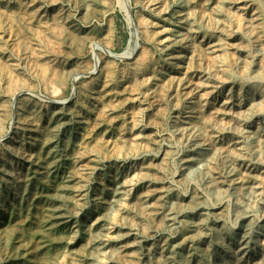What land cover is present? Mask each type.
<instances>
[{"label":"rangeland","instance_id":"374dc122","mask_svg":"<svg viewBox=\"0 0 264 264\" xmlns=\"http://www.w3.org/2000/svg\"><path fill=\"white\" fill-rule=\"evenodd\" d=\"M262 36L264 0H0V264H264Z\"/></svg>","mask_w":264,"mask_h":264},{"label":"bare ground","instance_id":"6f19581e","mask_svg":"<svg viewBox=\"0 0 264 264\" xmlns=\"http://www.w3.org/2000/svg\"><path fill=\"white\" fill-rule=\"evenodd\" d=\"M226 2H227V1H226ZM223 5H224V3H223ZM259 17H260V16H259ZM259 17H257V18H259ZM262 19H263V18H262ZM258 22H259V21H258ZM259 24H260V22H259ZM259 24H258V25H259ZM260 26H261V24H260ZM172 29H173V28H172ZM188 32H189V31H188ZM261 32H262V31H261ZM191 33H192V32H191ZM259 33H260V32H259ZM197 34H198V33H197ZM189 35H190V34H189ZM190 36H191V35H190ZM190 36H189V37H190ZM262 37H263V36H262ZM193 38H194V37H193ZM263 38H264V37H263ZM217 40H218V39H217ZM217 40H216V43H217ZM212 42H213V41H212ZM211 45H213V44H211ZM220 46H221V45H220ZM220 46H219V48H220ZM206 48H207V47H206ZM212 48H214V46H213ZM217 48H218V47H217ZM215 50H216V49H215ZM128 51H129V50H128ZM128 51L125 50V52H124L121 56H124L125 54H127ZM209 51H210V50H209ZM213 51H214V50H213ZM132 52H133V51H132ZM132 52H131V53H132ZM128 54L130 55V53H128ZM259 88H262V87H259ZM246 92H248V91H246ZM257 92H258V90H257ZM257 92H254V91L252 92V91H251L252 96H257ZM248 93H249V92H248ZM258 93H259V92H258ZM260 98H262V97H260ZM258 100H259V99H258ZM260 100H261V99H260ZM263 110H264V109H263ZM189 124H190V123H189ZM189 126H190V125H189ZM191 126H192V125H191ZM194 127H195V126H194ZM187 129H189V128H187ZM252 131H253V130H252ZM256 133H257V132H256ZM254 135H255V134H254ZM255 136H256V135H255ZM232 142H233V141H232ZM200 144H201V143H200ZM202 144H203V143H202ZM196 147H197V146H196ZM211 147H212V146H211ZM203 148H205V147H203ZM211 149H212V148H211ZM197 151H198V150H197ZM198 153H199V152H198ZM197 155H198V154H197ZM191 158H192V157H191ZM193 158H194V157H193ZM195 158H196V157H195ZM205 162H206V161H205ZM207 162H208V159H207ZM198 163H199V162H197L196 165H198ZM202 163L204 164V162H202ZM204 165H205V164H204ZM206 165H207V164H206ZM188 166H189V165H188ZM202 166H203V165H202ZM184 167H185V166H184ZM184 167H183V168H184ZM191 167H192V166H191ZM193 167H194V166H193ZM203 167H204V166H203ZM206 167H207V166H206ZM198 168H199V167H198ZM201 168H202V167H201ZM185 169H186V168H185ZM188 169H189V168H188ZM206 169H207V168H206ZM191 170H192V169H191ZM190 172H191V171H190ZM198 172H199V171H198ZM206 172H207V171H206ZM187 173H188V172H187ZM194 173H197V172L195 171ZM207 173H208V172H207ZM207 173H206V175H207ZM209 173H210V172H209ZM230 173H231V172H230ZM212 174H213V173H212ZM190 175H191V173H190ZM202 176H203V175H202ZM202 176H201V178H202ZM221 176H222V175H221ZM226 176H227V175H226ZM203 177H205V176H203ZM210 177H211V176H210ZM218 177H219V176H218ZM231 178H232V177H231ZM231 178H229V179H231ZM219 179H220V178H219ZM234 179H235V178H233V180H234ZM200 180H202V179H200ZM211 180H212V179H211ZM221 180H222V179H221ZM215 181H216V180H215ZM218 181H220V180H218ZM218 181H217V182H218ZM224 182H225V181H224ZM232 182H233V181H232ZM234 182H235V181H234ZM202 183H203V182H202ZM213 183H214V182H213ZM211 184H212V183H211ZM211 184H210V185H211ZM227 184H228V183H227ZM218 185H219V184H218ZM218 185H217V186H218ZM118 186H119V185H118ZM204 186H205V185H204ZM234 186H235V185H234ZM206 187H207V186H206ZM214 188H215V187H214ZM224 188H225V187H224ZM207 189H208V188H207ZM207 189H206V190H207ZM215 189H216V188H215ZM218 189H219V188H218ZM220 189H221V191H222V188H220ZM250 190H251V189H250ZM118 191H119V190H118ZM214 191H215V190H214ZM226 191H227V190H226ZM119 192L121 193V190H120ZM208 193H209V191H208ZM216 193H217V192H216ZM219 193H220V192H219ZM219 193H218V194H219ZM223 193H224V191H223ZM113 194H115V193L113 192ZM193 194H194V193H193ZM195 194H197V193H195ZM145 195H146V194H145ZM206 195H208V194H206ZM190 196H191V195H190ZM213 196H214V195H213ZM192 197H193V196H192ZM196 197H197V196H196ZM193 198H194V197H193ZM113 199H114V198H113ZM141 199H142V198H141ZM143 199H144V198H143ZM191 199H192V198H191ZM196 199H197V198H196ZM202 199H203V198H202ZM194 200H195V199H194ZM200 200H201V199H200ZM139 201H140V200H139ZM139 201H138V202H139ZM143 201H144V200H143ZM190 202H191V201H190ZM141 203H142V202H141ZM141 203H140V204H141ZM144 203H145V202H144ZM138 204H139V203H138ZM145 204H147V203H145ZM157 204H158V203H157ZM181 204H182V203H181ZM188 204H189V203H188ZM200 204H201V203H200ZM200 204H199V205H200ZM184 205H185V204H184ZM191 205H192V204H191ZM191 205H190V207H194L193 205H192V206H191ZM140 206H141V205H140ZM145 206H146V205H145ZM142 207H143V204H142L141 208H142ZM152 208H153V207H152ZM154 208H155V207H154ZM185 208H186V207H185ZM145 209H147V208H145ZM145 209H143V210L145 211ZM156 209H157V208H156ZM152 210L154 211V209H152ZM169 210H170V209H169ZM172 210H173V209H172ZM189 210H192V209H189ZM148 211H149V210H148ZM157 211H159V210H157ZM61 212H62V211H61ZM146 212H147V211H145V213H146ZM149 212H150V211H149ZM151 212H152V211H151ZM154 212H155V211H154ZM166 212H167V211H166ZM169 212H170V211H169ZM184 212H185V210H184ZM205 212H206V211H205ZM240 212H241V211H240ZM167 213H168V212H167ZM171 213H172V212H171ZM212 213H213V212H212ZM160 214H161V213H160ZM61 215H62V214H61ZM169 216H171V215H169ZM169 216H168V217H169ZM204 216L206 217V215H204ZM204 216H203V217H204ZM153 217H154V216H153ZM166 217H167V216H166ZM205 217H204V218H205ZM160 218H162V217H160ZM201 218H202V217H201ZM65 219H66V218H65ZM162 219H163V218H162ZM205 219H206V218H205ZM203 220H204V219H203ZM207 220H208V219H207ZM56 221H57V220H56ZM161 221H162V220H161ZM197 221H198V220H197ZM54 222H55V221H54ZM64 222H65V221H64ZM168 222H169V221H168ZM171 222H172V221H171ZM199 223H200V222H199ZM55 225H56V224H55ZM192 225H193V224H192ZM202 227H203V226H202ZM99 228H100V227H99ZM102 228H103V226H102ZM197 228H199L198 225H197ZM200 228H201V226H200ZM200 228H199V229H200ZM100 229H101V228H100ZM100 229H99V230H100ZM200 230H201V229H200ZM203 230H204V229H203ZM101 231H102V229H101ZM220 231H221V230H220ZM196 232H197V230H196ZM196 232H195V233H196ZM199 232H200V231H199ZM199 232H198V233H199ZM201 232H202V231H201ZM98 233H99V232H98ZM129 233H130V232H129ZM129 233H128V234H129ZM221 233H222V231L220 232V234H221ZM100 234H101V233H100ZM190 234H191V233H190ZM200 234H201V233H200ZM247 234H248V233H247ZM98 235H99V234H98ZM101 235H102V234H101ZM196 235H198V234H196ZM196 235H195V236H196ZM126 236H127V235H126ZM186 236H187V235H186ZM198 236H199V235H198ZM95 237H98V236H95ZM100 237H101V236H100ZM192 237H193V235H192ZM119 238H121V236H120ZM189 238H190V237H189ZM197 238H198V237H197ZM223 238H224V237H223ZM97 239H98V238H96V240H97ZM101 239H102V238H101ZM244 239H245V238H244ZM189 240H190V239H189ZM222 240H223V239H222ZM224 240H225V239H224ZM242 240H243V239H242ZM100 242H101V241H100ZM221 242H222V241H221ZM223 242H224V241H223ZM138 243H139V241H138ZM219 243H220V242H219ZM131 244H133V243H131ZM239 244H240V243H239ZM99 245H100V244H99ZM97 246H98V245H97ZM171 246H172V245H171ZM178 246H179V245H178ZM240 246H241V245H240ZM244 246H245V244H244ZM116 247H117V246H116ZM224 247H225V246H224ZM241 247H242V246H241ZM96 248H97V247H96ZM122 248H123V247H122ZM172 248H173V246H172ZM97 249H99V248H97ZM100 249H101V248H100ZM136 249H137V248H136ZM239 249H240V248H239ZM170 250H172V249H170ZM235 250H236V249H235ZM97 251H98V250H97ZM193 251H194V250H193ZM247 252H248V251H247ZM188 253H189V252H188ZM195 253H197V252H195ZM201 253H202V252H201ZM234 253H235V252H234ZM96 254H97V253H96ZM114 254H115V252H114ZM242 254H243V253H242ZM242 254H241V255H242ZM245 254H246V253H245ZM169 255H171V254H169ZM241 255H240V256H241ZM96 256H97V255H96ZM165 256H166V255H165ZM172 256H174V255H172ZM166 257H167V256H166ZM236 257H237V256H236ZM162 258H163V256H162ZM164 258H165V257H164ZM168 258H169V257H168ZM174 259H175V258H174ZM183 259H184V258H183ZM247 259H248V258H247ZM168 260H169V259H168ZM199 260H200V259H198V261H199ZM240 260H241V259H240ZM224 261H225V260H224ZM224 261H223V262H224ZM258 261H259V260H258ZM163 262H164V261H163ZM166 262H168V261H166ZM171 262L173 263V261H171ZM177 262H178V261H177ZM184 262H186V261H184ZM227 262H228V261H227ZM260 262H261V260H260ZM186 263H187V262H186ZM189 263H190V262H189ZM197 263H198V262H197ZM216 263H217V262H216ZM220 263H221V262H220ZM248 263H249V262H248ZM248 263H247V264H248ZM251 263H252V262H251ZM169 264H171V263H169ZM180 264H181V263H180ZM204 264H205V263H204ZM227 264H228V263H227Z\"/></svg>","mask_w":264,"mask_h":264}]
</instances>
